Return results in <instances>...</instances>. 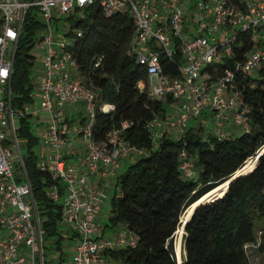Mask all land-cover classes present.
I'll return each mask as SVG.
<instances>
[{
    "label": "built area",
    "instance_id": "2783aa9c",
    "mask_svg": "<svg viewBox=\"0 0 264 264\" xmlns=\"http://www.w3.org/2000/svg\"><path fill=\"white\" fill-rule=\"evenodd\" d=\"M94 4L106 15L130 13L135 36L129 54L147 69L150 98L176 110L174 119L156 116L147 124L154 147L167 131L181 140L189 123L209 111L218 140L229 137L228 120L242 131L250 128L248 110L236 90V75L261 69L264 50L250 52L219 76L205 73L204 68L233 55L237 31L264 38V0H0V264H46L43 217L19 144L17 119L29 118L41 127L39 168L53 181L49 198L63 208L60 231L65 225L75 242L71 264H115L110 253L137 242L127 228L125 235L106 237L97 217L122 162L138 159L146 151L126 140L129 122L114 128L105 142L94 139L96 94L80 74L70 28L63 37L57 32L62 17ZM28 18L42 25L32 47L45 50V74L31 77V102L14 107V62ZM176 48L182 52L181 63L175 59ZM163 56L177 65L180 77L164 74ZM81 106L84 124L67 125L69 113ZM111 109L110 105L103 108ZM42 113L47 114L46 120H41ZM76 136L83 148L73 162L68 157ZM180 161L184 178L197 176L196 164L185 150ZM16 163L19 177L13 171Z\"/></svg>",
    "mask_w": 264,
    "mask_h": 264
},
{
    "label": "trees",
    "instance_id": "16d2710c",
    "mask_svg": "<svg viewBox=\"0 0 264 264\" xmlns=\"http://www.w3.org/2000/svg\"><path fill=\"white\" fill-rule=\"evenodd\" d=\"M79 11L76 9L67 20L80 74L96 94L94 139L105 142L114 128L129 122L126 140L146 151L118 176L119 191L112 199L110 218L112 226L123 223L137 237V242L110 256L123 264H177L173 239L182 228L181 218L186 210L204 193L244 171L241 169L245 164L264 148V65L256 72L236 75L241 105L248 110V131L223 140L214 136L213 128L206 136L202 128L198 131L188 128L181 140L176 139L175 132L167 131L154 147L147 124L156 116L165 119L167 104L150 98L147 69L129 54L135 36L132 16L106 15L98 4L84 8L82 15ZM41 28L40 23L30 18L24 24L14 62V107L32 100L29 52ZM79 32L82 36H78ZM236 34L238 38L231 46L233 55L207 65L205 73L219 76L261 46L252 33ZM175 59L178 63L183 61L179 48ZM162 62L164 74L180 77L175 63L164 56ZM107 105L112 106L110 111L103 110ZM76 121L69 118L66 124ZM79 122H85L81 113ZM19 134L28 143L23 159L43 217L44 237L59 236L60 246L63 208L49 198L48 189L53 181L39 168V157L33 151L39 138L29 118L21 120ZM183 150L196 164L194 178H184L179 170ZM253 167L250 173L235 178L226 193L214 195L218 199L208 200L195 210L185 227L183 264H251L249 248H256L264 257V153L249 169Z\"/></svg>",
    "mask_w": 264,
    "mask_h": 264
},
{
    "label": "rangeland",
    "instance_id": "374dc122",
    "mask_svg": "<svg viewBox=\"0 0 264 264\" xmlns=\"http://www.w3.org/2000/svg\"><path fill=\"white\" fill-rule=\"evenodd\" d=\"M82 13H83V10H80L79 14L82 15ZM67 18H68V15H65L64 17L61 18V20H59V23H58L59 28H58L57 32H58L60 37H63L65 35V33L68 32V28L70 27ZM193 31L194 30H192V32ZM194 33H196V32L194 31ZM262 34H264V29H262ZM258 40L261 44L259 49L264 50V38L262 36H259ZM29 55L31 57H33V58H31L32 64L30 66V75H31L32 79H34L38 76L41 78L44 77V74H45L44 61H45V56H46L45 50L40 49L37 46H34L31 48ZM37 105L40 107L39 101L37 102ZM80 113L83 115L85 114V112L82 109V106L79 107L76 111H71L69 113L71 115L70 119L73 120L75 118L77 121H79ZM46 117H47V114L42 113L41 120H46ZM196 120H195L196 122L193 120L189 123V128L192 127V129L195 131H198L199 128H202L205 136L212 131L213 123H212L211 119L206 114H203L200 118H198ZM194 122H195V124H194ZM16 127L18 129H20L19 119L16 120ZM32 130L34 131L35 135L37 136L41 131V127H39L37 125V122L32 121ZM240 133H242V130H239L237 135H239ZM19 144L21 146L22 154L25 155L28 151L27 140L22 138L21 136H19ZM74 145L78 146V147L80 146V144H78V143H74ZM42 149H43V146H42L41 141L39 140V144L34 147L33 151H35L36 153L41 155ZM254 163L255 162L245 164V166L242 169H249L254 165ZM132 164L133 163H126V164L122 165L121 168L119 169L117 175L120 176L121 174L125 173ZM13 171H14V174L17 177H19L20 166L18 163L15 164ZM109 184H110V188L107 189L108 199L102 205V209L100 211V214L97 217V222H98L100 227H103L106 229L105 230L106 237H118L119 235L127 234V231H126V226L123 223H120L116 226H112V224H111L110 218L112 216V210H113L112 199L115 196V194L119 191V189H116V184H117L116 178L111 180L109 182ZM224 192H226V189H223L218 194H221ZM60 233L63 237L60 246L57 245V241L59 240V236H55L52 239H46V241H45L46 264H71V262H72V257H73L72 248L75 246V242L73 241V239L71 237L72 234H71L70 230L65 225L61 226V232ZM184 234L185 233L183 231L179 235V239H180L181 244H180L179 252H178V264H182V261H183L182 257H183V237H184ZM177 237H178V235L176 233V235L173 239L175 251H176ZM248 255H249L251 264H264V257L257 251L256 248H249L248 249Z\"/></svg>",
    "mask_w": 264,
    "mask_h": 264
},
{
    "label": "crops",
    "instance_id": "0c3cea01",
    "mask_svg": "<svg viewBox=\"0 0 264 264\" xmlns=\"http://www.w3.org/2000/svg\"><path fill=\"white\" fill-rule=\"evenodd\" d=\"M167 111H166V118L165 119H171V118H174V116H176L177 115V113H176V110H175V108H170V106L169 105H167ZM210 119H211V121L213 120V118H212V114H211V112L209 111V112H207V113H205ZM195 121V120H194ZM197 121V120H196ZM195 121V122H196ZM195 122H194V124H195ZM192 128V127H191ZM225 129H226V132H227V135L229 136V137H234V136H236L237 135V133H238V131L240 130L239 128H237L234 124H233V122H232V120H228L227 122H226V124H225ZM75 143H78V144H80V146L78 147V146H75L74 145V149L72 150V151H69V157L68 158H70V161H73V162H76L77 161V159H76V155L77 154H79L82 150V148H83V143L81 142V140L78 138V136H76L75 138ZM79 153H78V152ZM80 160V159H79ZM135 160H137V158L136 157H130V158H128V159H125L123 162H122V165H124V164H126V163H134V161ZM79 162V161H78ZM79 163H81V162H79ZM84 165H85V163H84ZM121 165V166H122ZM117 179L118 178H116V182H117ZM95 182H96V184L98 185V184H100L101 183V180H100V178H97L96 180H95ZM114 262H115V264H123L122 262H120V261H118V260H114Z\"/></svg>",
    "mask_w": 264,
    "mask_h": 264
},
{
    "label": "bare ground",
    "instance_id": "6f19581e",
    "mask_svg": "<svg viewBox=\"0 0 264 264\" xmlns=\"http://www.w3.org/2000/svg\"><path fill=\"white\" fill-rule=\"evenodd\" d=\"M253 162H257V160L256 159H251V160H249L246 164H249V163H253ZM241 170H244L245 172H248V171H250L251 169H249V170H247V169H241ZM244 171H239L238 172V174L239 173H241V172H244ZM228 184H229V181L227 180V182H223V184H221L219 187H217V188H215V189H213L212 191H210V192H208L207 194H205L199 201H197V203H200V202H206V201H208L211 197H213L214 195H216V194H218L220 191H222L223 189H226L227 188V186H228ZM227 190V189H226ZM226 193V192H225ZM225 195V194H224ZM223 195V196H224ZM222 196V197H223ZM219 198H221V197H219ZM218 199V198H217ZM191 210V208L187 211V213L183 216V220L185 219V216H187L188 215V213H189V211ZM180 227H182V224H181V226ZM184 231V233H185V230H183V227L177 232V235H178V237H177V242H176V254H177V258H178V252H179V247H180V239H179V235L182 233Z\"/></svg>",
    "mask_w": 264,
    "mask_h": 264
},
{
    "label": "water",
    "instance_id": "95a60500",
    "mask_svg": "<svg viewBox=\"0 0 264 264\" xmlns=\"http://www.w3.org/2000/svg\"><path fill=\"white\" fill-rule=\"evenodd\" d=\"M264 153V148L257 154V156H256V160H258V158L262 155ZM255 167V166H254ZM254 167L250 170V171H248V172H241V173H239V174H236L231 180H229V184L235 179V178H237L239 175H245V174H248V173H250L253 169H254ZM229 184H228V186H227V190H228V188H229ZM211 190V189H210ZM226 190V191H227ZM207 192H209V191H207ZM207 192L206 193H204L203 195H205V194H207ZM202 195V196H203ZM201 198V197H200ZM217 198H215V196H213V197H211L210 199H209V201H214V200H216ZM198 201H199V199H198ZM203 202H200V203H197V202H195L190 208H191V210L189 211V213H188V215L187 216H185V219L183 220V217L181 218V223H182V227H183V230H185V227H186V225H187V223L190 221V219H191V217L193 216V214H194V212H195V210L202 204ZM189 208V209H190ZM189 209H187V211L189 210ZM187 211L185 212V214L187 213ZM184 214V215H185ZM183 215V216H184ZM176 257H177V254H176ZM177 264H178V258H177ZM182 264H183V261H182Z\"/></svg>",
    "mask_w": 264,
    "mask_h": 264
}]
</instances>
